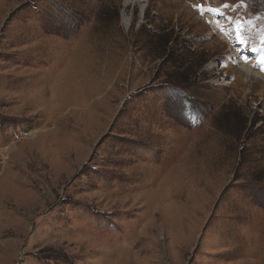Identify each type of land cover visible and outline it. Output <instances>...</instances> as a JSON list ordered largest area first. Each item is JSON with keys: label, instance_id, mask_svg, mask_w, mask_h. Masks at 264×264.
<instances>
[{"label": "rangeland", "instance_id": "obj_1", "mask_svg": "<svg viewBox=\"0 0 264 264\" xmlns=\"http://www.w3.org/2000/svg\"><path fill=\"white\" fill-rule=\"evenodd\" d=\"M259 55L264 0H0V264H264Z\"/></svg>", "mask_w": 264, "mask_h": 264}, {"label": "snow or ice", "instance_id": "obj_2", "mask_svg": "<svg viewBox=\"0 0 264 264\" xmlns=\"http://www.w3.org/2000/svg\"><path fill=\"white\" fill-rule=\"evenodd\" d=\"M200 7H201V9L203 8V6H200ZM222 7H223V8H228V7H230V5H228V4H224V5H222ZM208 11H209V12H214V13H216V14H218V15H221V16L224 15V13L221 12L218 8H208ZM237 32L239 33V28L237 29ZM240 43H242V44H246V41L243 40V39H241V40H240ZM252 51H254V52H255V51H258V49L253 48ZM261 62L264 63V56L261 57Z\"/></svg>", "mask_w": 264, "mask_h": 264}, {"label": "bare ground", "instance_id": "obj_3", "mask_svg": "<svg viewBox=\"0 0 264 264\" xmlns=\"http://www.w3.org/2000/svg\"><path fill=\"white\" fill-rule=\"evenodd\" d=\"M138 2H139V1H138ZM218 17H219V15H218ZM219 18H220V17H219ZM128 21H129V20H128ZM258 57H259V59L257 60V62L261 63V57H262V55H259ZM258 57H257V58H258ZM240 64H241V63H240ZM244 69H247V68L244 67ZM245 71H246V73H245V74L243 73L244 76H245V77H249L250 74H251V73L249 74V72H251V71H250L249 69H247V70H245ZM252 75H253V74H252ZM257 77H258V76H257Z\"/></svg>", "mask_w": 264, "mask_h": 264}, {"label": "trees", "instance_id": "obj_4", "mask_svg": "<svg viewBox=\"0 0 264 264\" xmlns=\"http://www.w3.org/2000/svg\"><path fill=\"white\" fill-rule=\"evenodd\" d=\"M171 39H169V43H171V41H170Z\"/></svg>", "mask_w": 264, "mask_h": 264}]
</instances>
